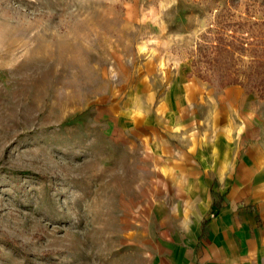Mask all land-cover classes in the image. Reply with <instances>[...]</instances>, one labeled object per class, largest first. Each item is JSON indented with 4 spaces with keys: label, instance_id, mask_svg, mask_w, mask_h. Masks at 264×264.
<instances>
[{
    "label": "rangeland",
    "instance_id": "obj_1",
    "mask_svg": "<svg viewBox=\"0 0 264 264\" xmlns=\"http://www.w3.org/2000/svg\"><path fill=\"white\" fill-rule=\"evenodd\" d=\"M196 149L264 154V0H0V264H173Z\"/></svg>",
    "mask_w": 264,
    "mask_h": 264
},
{
    "label": "crops",
    "instance_id": "obj_2",
    "mask_svg": "<svg viewBox=\"0 0 264 264\" xmlns=\"http://www.w3.org/2000/svg\"><path fill=\"white\" fill-rule=\"evenodd\" d=\"M188 155L189 171L231 174L219 197L212 195L211 179L194 181L191 206L172 243L173 264H264V154L257 160L249 154L240 163L237 156L222 163L223 156L203 149Z\"/></svg>",
    "mask_w": 264,
    "mask_h": 264
},
{
    "label": "trees",
    "instance_id": "obj_3",
    "mask_svg": "<svg viewBox=\"0 0 264 264\" xmlns=\"http://www.w3.org/2000/svg\"><path fill=\"white\" fill-rule=\"evenodd\" d=\"M229 83H236V84H237V83H239V79H234V80L228 82V84H229Z\"/></svg>",
    "mask_w": 264,
    "mask_h": 264
}]
</instances>
